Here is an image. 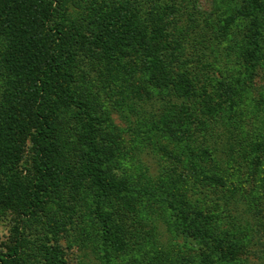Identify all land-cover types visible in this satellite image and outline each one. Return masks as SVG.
I'll return each instance as SVG.
<instances>
[{"label":"trees","instance_id":"obj_1","mask_svg":"<svg viewBox=\"0 0 264 264\" xmlns=\"http://www.w3.org/2000/svg\"><path fill=\"white\" fill-rule=\"evenodd\" d=\"M197 2L0 0V213L11 215L16 210L17 206L4 201L2 194L21 183L17 170L25 148L32 149L31 185L34 194H40L35 199H39L45 196L40 186L50 178L49 165L61 169L50 157L58 149V113L67 107H89L96 112L102 106L97 94H107L115 108L126 110L128 117L130 112L135 114L136 127L131 126L128 132L137 144L125 147L118 140L112 148L109 140L99 143L101 138H95V128L90 124L93 138L90 151L81 159L85 160L81 174L90 176L105 199L114 197L121 202L119 210L108 213L118 221L112 223L110 238L106 235L104 239L112 236L124 250L140 251V256L134 257L141 261L139 264H158L155 260L151 263L148 255L155 249L154 241L150 242L153 249H145L147 242L142 239L154 236L141 232L144 223H136L143 218L136 202L144 200L146 188L128 180L144 176V182L150 181V166L135 157L132 161L127 158L125 166L118 163L124 170L115 173L108 174L102 167L122 149L126 156L136 150L143 155L156 154L159 179L169 186L180 185V189L185 186L174 202L168 201L179 220L183 224L187 221L179 230L199 235L201 240H217L213 223L229 215L236 205L244 207L254 198L248 200L243 184L256 171H264V84L258 88L249 85L246 56L255 58V52L249 53L248 38L235 48L237 62L245 60L241 73L231 65L234 53L224 44V19L216 21ZM259 2L249 0V5L255 12L264 13ZM62 6L66 24L51 23ZM261 54L264 57L263 50ZM137 77H144L140 86L134 82ZM120 83L128 93L121 90ZM173 94L180 95L184 106L171 103ZM78 95L83 96L84 104L76 100ZM192 150L196 151L195 158L205 159H182ZM217 156H223L227 168L216 166V159L213 164L209 162ZM191 166L200 168L199 173L194 174L198 169L192 172ZM114 178L120 184L114 183ZM260 178L258 187L264 196V175ZM124 193L126 198L131 195L128 201ZM165 194L169 196L170 190ZM94 203V217L103 230L107 223L101 201ZM68 208L73 210L74 205L70 203ZM21 210L24 207L18 211L23 214ZM76 212L82 214L81 209ZM133 215L136 219L130 220ZM228 230L222 240L229 235ZM23 240L25 237L20 236L17 248L10 252L0 251V264L22 262ZM85 241L82 238L78 244ZM234 255L229 252L227 257Z\"/></svg>","mask_w":264,"mask_h":264},{"label":"rangeland","instance_id":"obj_2","mask_svg":"<svg viewBox=\"0 0 264 264\" xmlns=\"http://www.w3.org/2000/svg\"><path fill=\"white\" fill-rule=\"evenodd\" d=\"M197 1V5L202 7L206 13L211 14L210 17H215L216 21L219 18L224 19L226 24V29L223 32V37L226 40L224 44L232 50L231 53H234L231 58V65L241 73H244L245 60L237 62L235 48L241 40L248 38L251 44L248 51L250 54L255 52V58L246 56V63L250 65L248 73L251 74L247 76L249 77V85L254 88L262 86L264 84V57L262 54L259 56V52L263 50L264 55V36H261L264 33V13H261L262 11L255 12L250 7L249 0ZM259 3L264 7V0H260ZM58 10L59 14L54 16L51 23L64 25L66 20L62 13L65 8L62 6ZM69 11L71 14L73 13L72 10ZM258 57L259 61L257 62ZM143 79L144 77H137L134 82L140 86L144 81ZM120 88L128 93V89L123 88L121 83ZM86 96L90 97L89 92ZM108 96L107 94L103 96L97 94V99H101L98 103L102 106L96 112L90 110L89 107L87 109L67 107L58 113L55 131L57 140L60 137V148L56 140L58 149L54 154L51 151L50 157L51 162L60 163L61 169L58 170L52 168L51 164L49 165L50 178L46 179L40 186V191L44 192L45 196L39 199H35L40 194H34L35 189L31 185L33 184L32 174L34 171L32 149L30 146L27 150L25 148V153H23L17 170L21 183L14 187L11 192L7 190L2 194L4 201L6 199L11 205L17 206L16 210L11 211V215L6 211L0 213V251H12L17 248V240L19 241L20 236L25 237L23 245H21L22 262L20 264H139L141 262L134 258L140 256V251L131 248L124 250L123 246L114 241L112 236L110 240L104 239L106 235L110 238L112 223L118 221L117 217L108 213L112 209L119 210L117 205L121 202L114 197L105 199L103 194L98 191L96 184L89 179L90 176L81 174L85 163V160L81 161V159L86 158L93 138L90 124H93L95 128V138H101L99 143L109 140L112 148L118 140L125 147H128L129 143L137 144L132 141L134 135L128 132L131 126L132 128L136 127L134 125L137 124V119L133 116L135 114L130 112L128 117L125 114L126 110L115 108L111 100L106 99ZM179 96L173 94L171 97V103L178 108L184 106L181 104ZM73 98L75 99L76 95ZM82 98L83 96H79L76 100L84 104ZM61 143L64 146L61 147ZM120 151L118 156L114 152L116 156L113 157L112 161L110 159L111 162L108 161L102 165L106 173L111 174L112 171L115 173L116 170H124L125 163L132 161L135 157L146 160L150 166L148 171L151 177L150 181L144 182V176L129 178L128 180L136 186L145 187L147 191V195L143 196L144 200L139 199L141 201L136 202L138 212L141 213L139 216L143 217L136 223H140L139 221L144 223L146 227H142L141 232L151 233L154 236L142 238L147 242L144 246L145 249L149 246L153 249L154 244L150 245V242L154 241L155 243V249L150 250L148 254L152 257L151 263L155 260L158 264H215V260H218V264H264V202L262 200L264 196H262L263 193L260 194L258 187L264 171L261 170L260 173L256 171L252 179L243 184L245 191L243 193L248 200L250 196H254V198L244 203V207L236 205L226 217L217 218L213 223L217 226L214 228L215 239L217 240L215 242L206 241L201 240L199 235L196 237L179 230L181 226L184 229L187 221L183 224V220H179L176 210L168 201L174 202L177 193L184 191L185 186H181L182 189H180V185H177L178 187L175 184L169 186L165 180L159 179L160 170L155 165L159 158L156 154L146 155L145 153L143 155L136 150L132 156H126L122 154V149ZM188 153L189 155L186 153L182 159L187 156L188 158H195L196 151L192 150ZM218 157H213L209 162L213 164L216 159L218 162L216 166L227 168L223 156ZM127 158L130 160L127 161ZM195 159L205 158L202 156ZM170 160L174 161L173 159ZM118 163L124 166L120 167ZM191 169L193 172L198 167L191 166ZM197 171L193 173H199L200 168ZM123 175L119 174L116 177L120 178ZM115 179L117 178L112 179L113 182L117 185L120 184ZM158 179L159 182L155 186L154 183ZM176 188L178 189L176 190ZM169 190L170 194L166 196L165 193ZM47 198L49 199L47 200ZM127 198L130 199L131 195H127ZM127 198L124 193V199L127 200ZM45 199L47 200L46 204ZM96 200L101 201V209L106 218L105 222L108 228L103 227V230L101 223L94 217V202ZM70 203L74 205L73 210L68 208ZM254 203L258 206L252 205ZM198 204L201 205V203ZM23 207L25 212L21 210L23 214L18 213ZM79 209L82 210L81 215L76 212ZM257 212L258 214H256ZM122 216L123 214H120V217ZM150 217L152 220L149 222L148 218ZM134 219L136 216L130 217V220ZM125 221L127 222L128 219ZM226 229L230 230H228L229 235L222 240L221 237L226 233ZM82 238H86L87 241L80 245L78 243L82 241ZM229 252L235 253V255L227 257ZM232 258H234L233 261Z\"/></svg>","mask_w":264,"mask_h":264}]
</instances>
